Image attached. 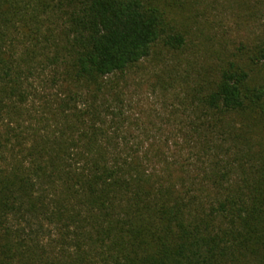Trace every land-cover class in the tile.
Listing matches in <instances>:
<instances>
[{
	"label": "trees",
	"instance_id": "obj_1",
	"mask_svg": "<svg viewBox=\"0 0 264 264\" xmlns=\"http://www.w3.org/2000/svg\"><path fill=\"white\" fill-rule=\"evenodd\" d=\"M191 1L0 0V264H264V42L128 116Z\"/></svg>",
	"mask_w": 264,
	"mask_h": 264
},
{
	"label": "rangeland",
	"instance_id": "obj_2",
	"mask_svg": "<svg viewBox=\"0 0 264 264\" xmlns=\"http://www.w3.org/2000/svg\"><path fill=\"white\" fill-rule=\"evenodd\" d=\"M185 12V47L170 50L159 45L127 77L128 116L141 126L150 120L155 128L162 126L163 134L155 130L158 140H175L169 129L175 121L171 114L183 110L180 100L187 85L224 62L247 61L264 42V0H192ZM261 74L264 77V71Z\"/></svg>",
	"mask_w": 264,
	"mask_h": 264
}]
</instances>
